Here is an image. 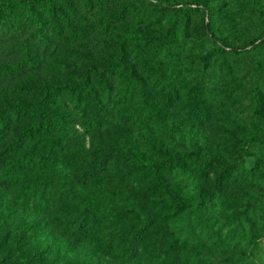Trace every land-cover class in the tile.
Returning <instances> with one entry per match:
<instances>
[{"label": "rangeland", "instance_id": "374dc122", "mask_svg": "<svg viewBox=\"0 0 264 264\" xmlns=\"http://www.w3.org/2000/svg\"><path fill=\"white\" fill-rule=\"evenodd\" d=\"M35 1L0 0V264H264V43L228 45L264 0Z\"/></svg>", "mask_w": 264, "mask_h": 264}, {"label": "trees", "instance_id": "16d2710c", "mask_svg": "<svg viewBox=\"0 0 264 264\" xmlns=\"http://www.w3.org/2000/svg\"><path fill=\"white\" fill-rule=\"evenodd\" d=\"M201 1H203V0H201ZM201 1L194 0L193 2L195 3L196 7H199L200 13H202L204 15L205 6L202 4ZM247 1H249L253 6H255L258 9V12L262 14V12H261L262 9H263V1L262 0H247ZM25 4L28 5L27 8L29 9V11H28L29 12V17L31 18L32 22H34V21L35 22H39L40 21L39 15H38L37 11L33 8L34 3H31L30 1H26ZM12 5H13V7H11V9L9 11H14L15 15H14V17H13L11 23H10L11 24L10 25L11 28H9V29H5L3 27V24H5L4 20H5V18H7V16L5 15V14H7V12H3V10H0V32L2 34H9L10 37L17 38L23 32L24 24H23L22 21H20V18H17L18 15H17V12L15 11L16 3H13ZM204 24L207 27V23L204 22ZM263 43H264V38L261 37L256 42H255V39H253V40H249V41H242V42H239V43L228 44V45L230 47V52H232L234 54L233 57H237V54L239 53V51L241 49H243V48H246L247 45H250V47L255 50L254 53L259 55L262 52L261 49H262ZM257 66H259V69L262 68L261 64H258ZM4 114L5 113H3V112L0 114V116L2 115V119H3V115ZM0 122H2L1 118H0ZM2 125H5V123H2L1 126ZM28 129H30V130H28ZM32 129H33V126L31 125L26 130L21 131V133L17 135L15 140H12V143L14 142V143L18 144L22 139L25 138L26 134H28V135L31 134L32 135V132H31ZM246 143L248 145H250V146H255L258 143L259 144L258 145V149H259L258 155L259 156L261 155V151L260 150H262V149H263L262 153H264V142H262L261 140H258L257 142L254 141V140H250V141L247 140ZM256 159H258V158L256 157ZM142 163L144 165H146V166H150L151 168L152 167H156V166L159 165V163H155V162H144V161H142ZM202 204H203L202 196L200 194H198L197 197L195 198V200L193 201V204H192V202L191 203H189V202H187V203L177 202L176 205L174 206L175 209H173L172 212H174L177 208L182 209L185 206H191L192 205L194 210L198 214H200ZM126 256H128V254Z\"/></svg>", "mask_w": 264, "mask_h": 264}]
</instances>
